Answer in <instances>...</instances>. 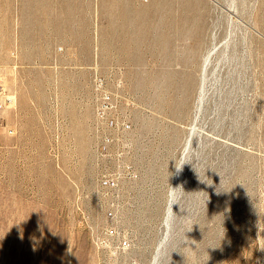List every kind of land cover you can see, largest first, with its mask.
<instances>
[{
	"label": "rangeland",
	"instance_id": "374dc122",
	"mask_svg": "<svg viewBox=\"0 0 264 264\" xmlns=\"http://www.w3.org/2000/svg\"><path fill=\"white\" fill-rule=\"evenodd\" d=\"M96 75L135 103L115 220ZM1 88L0 264H264V0H0Z\"/></svg>",
	"mask_w": 264,
	"mask_h": 264
},
{
	"label": "built area",
	"instance_id": "2783aa9c",
	"mask_svg": "<svg viewBox=\"0 0 264 264\" xmlns=\"http://www.w3.org/2000/svg\"><path fill=\"white\" fill-rule=\"evenodd\" d=\"M105 86L104 79L96 75L94 80V90L97 95L95 114L99 138L104 146H116L118 148L117 153H115L117 169L104 173L101 177L107 216L110 220H115L116 213L121 209V183L123 181H135L139 177L135 167L126 160V151H120V147H126L127 135L132 130L127 109L134 108L135 103L131 99L125 98L126 107L122 105V92L124 90L122 79L117 82L118 92L116 93L108 91ZM14 102L15 97L1 88L0 109L10 107ZM124 108L125 111H123ZM101 126L105 127L106 130L102 129ZM97 243L100 246L113 247L117 254L126 252L130 247L128 237L122 235L114 224L105 228L103 235L98 237Z\"/></svg>",
	"mask_w": 264,
	"mask_h": 264
},
{
	"label": "bare ground",
	"instance_id": "6f19581e",
	"mask_svg": "<svg viewBox=\"0 0 264 264\" xmlns=\"http://www.w3.org/2000/svg\"><path fill=\"white\" fill-rule=\"evenodd\" d=\"M196 38H197V36H196ZM200 39H201V38H200ZM196 42H198V41L196 40ZM213 51H214V50H213ZM211 53H212V50L208 53V55H207V57H206V59H205V61H204L205 63L208 62ZM210 58H211V57H210ZM209 61H210V60H209Z\"/></svg>",
	"mask_w": 264,
	"mask_h": 264
}]
</instances>
